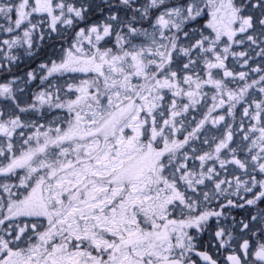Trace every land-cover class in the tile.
Returning <instances> with one entry per match:
<instances>
[{"label":"snow or ice","instance_id":"6c2138e0","mask_svg":"<svg viewBox=\"0 0 264 264\" xmlns=\"http://www.w3.org/2000/svg\"><path fill=\"white\" fill-rule=\"evenodd\" d=\"M0 264H264V0H0Z\"/></svg>","mask_w":264,"mask_h":264}]
</instances>
